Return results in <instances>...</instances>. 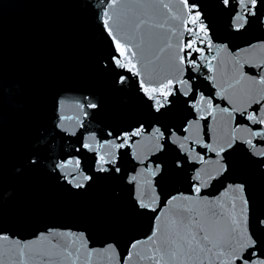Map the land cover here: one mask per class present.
<instances>
[{
	"label": "water",
	"instance_id": "water-1",
	"mask_svg": "<svg viewBox=\"0 0 264 264\" xmlns=\"http://www.w3.org/2000/svg\"><path fill=\"white\" fill-rule=\"evenodd\" d=\"M253 11L0 0V264H244L245 226L242 256L264 260V124L247 117L264 119V0Z\"/></svg>",
	"mask_w": 264,
	"mask_h": 264
},
{
	"label": "snow or ice",
	"instance_id": "snow-or-ice-1",
	"mask_svg": "<svg viewBox=\"0 0 264 264\" xmlns=\"http://www.w3.org/2000/svg\"><path fill=\"white\" fill-rule=\"evenodd\" d=\"M222 3L227 6V5H229L230 0H222ZM248 3H250L251 7H248ZM248 3H245L244 0H241V7L244 8L250 15H253V16L256 15V12H254L253 9H255V7H256L257 0H248ZM186 6L189 7V10L190 11L194 10L197 7L196 5H188L187 2H186ZM107 23L108 22L105 21V26H107ZM246 23H248V21L242 15L237 14L235 16L234 25L236 27V30H240L241 28H243ZM109 35H112L111 31L109 32ZM119 47H120V45L117 44V48H119ZM116 66L117 67H124V65L121 64V62H120L119 59H116ZM137 75H139V73H137ZM125 79H126L125 77L121 76V77L118 78L117 83L123 84L125 82ZM169 83H171V82H169ZM259 83L264 84V78H262L259 81ZM141 87L144 88V82L143 81H141ZM144 91L148 95V99L149 100H153L155 102L156 111H160V108L164 107L165 104H168L169 103V101L167 100V98H165V100L163 102H161L154 95H152V94L149 93V89L148 88H144ZM170 92H171V90H170ZM261 98L264 99V97H261ZM203 99L204 98L202 96L201 97V100H203ZM207 103L208 104H211V100H208ZM89 106L92 107V108L97 107V105L95 103H90ZM221 111L227 113L229 111V109L223 108V109H221ZM244 111H246V109ZM262 116H264V113H262ZM247 117H248V119L250 121L264 124V119L257 120V117L254 116L252 113H247ZM142 134H143V131H142V129H140V130H137V131L133 132L131 135H133V136H139V135H142ZM251 135L253 137H255V136L264 137V131L252 132ZM152 136L158 141L157 144H156V148L162 151L164 149V144L159 143V141L164 140L165 133L163 131H161L160 128L157 127V128H155L153 130ZM171 137H172V142L173 143H176L177 142V139H176V133L175 132H173L171 134ZM90 139H94V137H92ZM119 139L122 140V143L116 144L115 141H113L112 144L110 145V147H112V148H121V147H124L125 144L128 142V139H130V137H120ZM185 139H187V137ZM235 139H236V137L233 136L232 137V140H235ZM245 142L250 147L255 148V145L252 144V140L251 139L246 140ZM83 146L86 147V148H88L90 151L93 150L91 148V145L90 144L85 143ZM226 146L230 148V147H232V143L231 142H226ZM180 147L181 148H184V144L182 142L180 143ZM210 150H212V149L210 148ZM223 150H224V146H221L220 151H223ZM220 151L217 152V155L218 156L220 155ZM254 154H258L260 156H264V151H261L259 153H254ZM101 159L103 160V156L101 157ZM141 162H143V161H141ZM76 164L77 165L79 164V161L78 160L76 161ZM61 167H63V165H61ZM99 170L100 171H106L107 169H105V168H103L101 166ZM118 170L119 169H117V171ZM156 171H159V166H157ZM84 179L87 180V179H89V177L85 176ZM76 186L77 187H82L83 185L82 184H77ZM197 191H199V188H197ZM235 191L242 193L243 192V187L242 186H237L235 188ZM245 204H246V201H245ZM141 206L144 207L145 205L142 204ZM213 215H215V213H213ZM232 224L234 225V227H232V229H231L232 232H235V231H237L238 228H240V225L237 222V220L235 219V217L232 218ZM245 224H246V222H245ZM241 234H242V237L245 240V243L241 244L239 248H233L231 250V252L229 253V255L230 256H234L235 259H237V260L244 259V264H264V260H260L258 262L257 261H248L246 258H244L242 256V251L244 249H246L248 247H255V241L250 236L247 235V228H246V226L243 229H241ZM193 239H195V237H193ZM202 239L204 241H208L209 240V237H208L207 234H205L202 237ZM213 246L215 247V245H213ZM133 247H135V245H133ZM201 250H203V249H201ZM211 250H212L211 248L208 249V251H211ZM255 254H256L255 252L250 253V255H255ZM220 255H223V252H221Z\"/></svg>",
	"mask_w": 264,
	"mask_h": 264
}]
</instances>
